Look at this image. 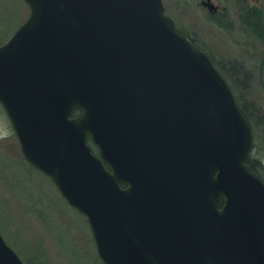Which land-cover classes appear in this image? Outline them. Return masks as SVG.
I'll use <instances>...</instances> for the list:
<instances>
[{
    "label": "water",
    "instance_id": "obj_1",
    "mask_svg": "<svg viewBox=\"0 0 264 264\" xmlns=\"http://www.w3.org/2000/svg\"><path fill=\"white\" fill-rule=\"evenodd\" d=\"M22 2L29 15L0 46V105L102 264H264L250 124L162 0ZM158 137L176 151L177 199ZM0 264H23L1 236Z\"/></svg>",
    "mask_w": 264,
    "mask_h": 264
},
{
    "label": "rangeland",
    "instance_id": "obj_2",
    "mask_svg": "<svg viewBox=\"0 0 264 264\" xmlns=\"http://www.w3.org/2000/svg\"><path fill=\"white\" fill-rule=\"evenodd\" d=\"M180 2L162 0L166 14L188 38H194L235 100H241L251 121L245 117L254 142L251 156L264 173V42L243 34L237 22L238 0L230 1V21L220 20L217 25L195 1L192 8ZM28 15L22 0H0V46ZM23 160L0 105L1 238L23 264H102L85 218L68 207L48 178Z\"/></svg>",
    "mask_w": 264,
    "mask_h": 264
},
{
    "label": "flooded vegetation",
    "instance_id": "obj_3",
    "mask_svg": "<svg viewBox=\"0 0 264 264\" xmlns=\"http://www.w3.org/2000/svg\"><path fill=\"white\" fill-rule=\"evenodd\" d=\"M195 1V5L196 7L199 6L200 8H202L206 15L210 17L211 22L215 25H217V23L220 20H224V19H231V15H230V7H231V0H181L180 4L182 7H189L192 8V3H194ZM235 1V0H234ZM237 1V0H236ZM253 2V3H252ZM239 6L236 8V12H237V22L238 25L240 26V29L242 30L243 34L245 36H248L245 31L247 30L244 24V22H242L241 20V12L243 17H245L246 13H247V9L248 8H256V9H264V0H255V1H249V0H238ZM186 5V6H184ZM212 6L214 9L209 10V7ZM213 25V26H214ZM218 27V26H217ZM249 37V36H248ZM161 133V132H160ZM158 132V130L156 129V136H158L160 134ZM162 137H158L156 138L155 141V146L157 147V157L161 156L160 161L165 160L164 156L169 160L173 159L176 162V165L173 167L175 172L174 174H171L170 176H168L167 174V178L169 179V182L167 184V191L169 194L172 193V199H174V196L176 197L179 194V188H178V184H179V178H178V167H177V156H176V151H173V153L171 154L170 152L167 153L166 155H164V153L162 154ZM147 155L146 154H142V152H139L138 155V163L137 165L132 164L131 165V169L133 170V174L135 173L136 168L139 169L140 173L143 175V173L145 172L144 169V164H145V157ZM144 157V158H143ZM170 181H173L175 183H173V185L171 186V189L168 187ZM124 187V186H121ZM178 197H176L177 199Z\"/></svg>",
    "mask_w": 264,
    "mask_h": 264
},
{
    "label": "trees",
    "instance_id": "obj_4",
    "mask_svg": "<svg viewBox=\"0 0 264 264\" xmlns=\"http://www.w3.org/2000/svg\"><path fill=\"white\" fill-rule=\"evenodd\" d=\"M240 15H241L242 22H244V24L247 25V26H245L247 29L245 31V33L248 36L254 37L259 42H264V9L262 10V9H256V8H248L247 13L245 14L246 15L245 17H243L242 12ZM189 39H191V41L194 45H198L194 41V38L190 37ZM238 101L239 100H237V102ZM240 101L238 102L239 108L241 111H243L245 117L249 121L250 118L248 117V113L245 110H243L242 103ZM77 114H78V111L75 110L74 115H77ZM249 122L251 124V121H249ZM94 151H96V150H94ZM23 162L26 164L25 160H23ZM248 164H250V166L254 172L256 171V173L261 176V178L264 182V173H262L260 171V165L258 163V159H256L255 157L252 158V156H250Z\"/></svg>",
    "mask_w": 264,
    "mask_h": 264
},
{
    "label": "bare ground",
    "instance_id": "obj_5",
    "mask_svg": "<svg viewBox=\"0 0 264 264\" xmlns=\"http://www.w3.org/2000/svg\"><path fill=\"white\" fill-rule=\"evenodd\" d=\"M23 157V156H22ZM24 159V158H23ZM35 170V169H34ZM39 172V171H38ZM40 173V172H39ZM44 175V174H43ZM46 178H48L46 175H44ZM49 179V178H48ZM54 185V184H53ZM55 187V186H54ZM55 189H56V187H55ZM56 191H57V189H56ZM57 193H58V191H57ZM66 203V202H65ZM68 205V204H67ZM68 207H70L69 205H68ZM75 212H77V211H75ZM78 213V212H77ZM79 214V213H78Z\"/></svg>",
    "mask_w": 264,
    "mask_h": 264
}]
</instances>
